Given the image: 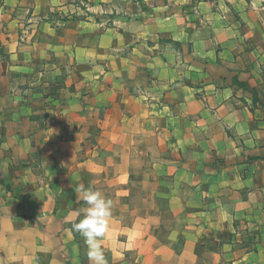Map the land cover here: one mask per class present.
<instances>
[{"label": "crops", "instance_id": "0c3cea01", "mask_svg": "<svg viewBox=\"0 0 264 264\" xmlns=\"http://www.w3.org/2000/svg\"><path fill=\"white\" fill-rule=\"evenodd\" d=\"M81 184L109 264H264V0H0V264H89Z\"/></svg>", "mask_w": 264, "mask_h": 264}, {"label": "clouds", "instance_id": "9594fccd", "mask_svg": "<svg viewBox=\"0 0 264 264\" xmlns=\"http://www.w3.org/2000/svg\"><path fill=\"white\" fill-rule=\"evenodd\" d=\"M77 201H83L85 207L66 217L71 232L83 237L89 264H109L104 251L105 245L112 239V209L114 201L102 191L93 190L83 184L74 189ZM83 215L82 219L77 218ZM131 244V239H130Z\"/></svg>", "mask_w": 264, "mask_h": 264}, {"label": "rangeland", "instance_id": "374dc122", "mask_svg": "<svg viewBox=\"0 0 264 264\" xmlns=\"http://www.w3.org/2000/svg\"><path fill=\"white\" fill-rule=\"evenodd\" d=\"M74 16V15H73Z\"/></svg>", "mask_w": 264, "mask_h": 264}]
</instances>
